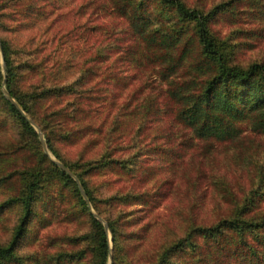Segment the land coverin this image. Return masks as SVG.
<instances>
[{
	"label": "trees",
	"instance_id": "obj_1",
	"mask_svg": "<svg viewBox=\"0 0 264 264\" xmlns=\"http://www.w3.org/2000/svg\"><path fill=\"white\" fill-rule=\"evenodd\" d=\"M73 2L0 0V30L10 34L0 37V100L20 132L35 143L32 162L0 174L3 192L12 189L0 199V214L12 207L16 212L7 240L0 243V264H108L109 252L110 264H264V163L240 193L222 183L226 212L206 223L191 211L180 232L152 248L145 245V236L153 214L146 219V212L160 202L153 194L161 193L144 187L155 150L169 156L166 197L186 156L243 137V121L251 132L264 135V62L243 63L237 57L240 45L264 35V24L242 27L237 14L251 2L250 13L264 19V1ZM221 16L235 27L221 32ZM12 53L19 56L15 63ZM128 55L132 83L123 81L126 67L116 65ZM153 66L167 77L161 87L164 123L161 115H146L159 111L151 93L152 104L140 110V94L150 77L144 72ZM25 115L39 127L44 150ZM192 145H202L203 152L185 153ZM49 156L76 176L86 201L73 177ZM96 175L101 179L90 185ZM200 175L184 179L185 186L196 192ZM52 185L58 187L55 195L49 193ZM69 194L75 204L70 212L87 223L85 230L67 237L73 247L19 255V242L33 234L31 222L46 226L43 211ZM129 205L135 208L126 209Z\"/></svg>",
	"mask_w": 264,
	"mask_h": 264
},
{
	"label": "rangeland",
	"instance_id": "obj_2",
	"mask_svg": "<svg viewBox=\"0 0 264 264\" xmlns=\"http://www.w3.org/2000/svg\"><path fill=\"white\" fill-rule=\"evenodd\" d=\"M184 1L190 3V0ZM210 1L211 0H207V4H210ZM81 2L84 4L87 0H74L73 5L82 4ZM249 3V5H246L247 10L237 14L239 17L238 23H240L242 27H252L257 23L263 25L264 19H257L255 14L252 15V12L250 13L248 10L251 8L249 7L251 6V2ZM82 8L86 9L85 11L89 9L87 6H83ZM229 21L230 23H227L228 18L224 20L222 16L219 17L217 26L220 28L221 32L235 27V24L233 25L235 22L232 21V19ZM9 36L10 34L8 32L0 30V37L8 38ZM251 39V44H242L239 46V53L237 54L238 59L243 63L251 60L264 62V35L258 37L256 40L253 38ZM11 46L13 47V45ZM11 55L13 57V63H15L17 59H19V56L15 53ZM130 58L131 55L119 57L116 61V65L120 68L126 67L125 72H122L124 73L123 81H130V83H132L133 80H131L130 77L132 76L133 68ZM0 64L2 67L1 71L4 74V63L1 59V55ZM149 65H152V63ZM153 67V71L147 68L144 72L146 73L149 71L150 77L145 81L143 92L140 94V97H143L140 110L141 107L144 108L146 105L152 104L153 100L154 104H157L159 111L153 112L149 110L150 112L146 113V115L149 117L151 115H161L164 123L166 118L164 113H161V107L165 99L162 88L165 86V79H167V77L155 72L157 68L156 66ZM174 73L171 75H174ZM2 84L1 82V85ZM152 85L153 89L149 90V87ZM1 90H3V88H1ZM149 94L152 100H148V98H150ZM139 114L140 112L136 114V118ZM27 117L30 118L29 116ZM33 123L37 125L35 122ZM239 125L241 127L240 135H244L243 137L217 141L214 142L213 146L210 148L209 146L205 147L206 150L204 153L186 156L184 160H182L180 168L178 166L176 167L178 170V175L175 179L176 186L174 185V189H171V192L168 187L167 193L168 191L169 193L166 197L164 196V190L167 183L164 179L166 177L168 178L170 175L166 164L167 157L169 156L168 154L165 155L162 150H159V152L155 150L154 153H151V160L148 162L150 169L145 173L144 178L146 182L144 187L152 191V193L160 191L161 195L155 196L153 194V196L156 197L157 200L159 198L161 199L155 206H150L148 208L150 210L146 212V219L152 216V214L153 216L149 219L145 236V245L152 248L154 246L153 244L161 238L169 237L172 234L180 232L185 224L183 218L191 211H193L194 217L198 218L197 220H203L206 223L212 222L217 212H226L228 210L227 208H229L222 183H225L226 188L229 186L233 191L240 193L241 190L249 188L251 181L257 178L259 164L264 163V135L251 132L248 122L243 121ZM35 131L37 134L36 128ZM189 132L188 130L186 133L190 134ZM195 140V138H192V142ZM14 145H18L17 150L13 149ZM197 146H185V153H195L196 151L203 152L202 145L200 148ZM33 149H35V143L32 138L28 136V134L20 132L15 119L8 114L0 100V174L10 171L11 169H18L32 162L33 158L30 152H32ZM49 158L54 160L51 156H49ZM198 171H201V175L196 180V192H193L189 185L185 186L187 182H185L184 179L187 178V181H191L192 178L194 179L196 177ZM14 179L17 184V178ZM100 179L101 176L96 175L91 179V184H89L93 185ZM10 188L11 186H9L4 193V190H2L0 186V199L12 190ZM57 188L56 185H52L49 193L55 195ZM98 190L105 193L100 186ZM199 193H201V196ZM195 195L196 199L193 201ZM190 200L191 202L193 201V204H191L193 207L191 206V208L188 207ZM74 205V200L70 197V194L66 200L63 199L60 203L55 201L48 210L43 211V215L45 216L43 222L47 223V225L40 228L39 223L31 222L32 225L30 230L33 234L28 232L27 235H24L16 248V252L21 255L32 252V249H38L42 254H51L59 250L71 249L73 246L68 242L69 240L67 237L76 235L87 227L86 220H84L82 216L74 217V214L70 212ZM131 208H135V205L126 207V209ZM135 214L140 215V211H136ZM62 215L64 216L62 217ZM15 216L16 212L14 207L0 214V243L7 240ZM146 219H142L141 221L144 222ZM139 225L140 224H137V226ZM108 261V264H110V252L108 253Z\"/></svg>",
	"mask_w": 264,
	"mask_h": 264
},
{
	"label": "water",
	"instance_id": "obj_3",
	"mask_svg": "<svg viewBox=\"0 0 264 264\" xmlns=\"http://www.w3.org/2000/svg\"><path fill=\"white\" fill-rule=\"evenodd\" d=\"M2 82H3V80H2ZM2 92H3L4 96H5V98L8 99L16 108L19 109V107L17 106V104L13 101V99L9 96V94L4 89L2 90ZM25 118L27 119L28 122H30L36 128L37 135H38V139H39V141L41 143L42 148L45 149V146H44V143H43V139H42V135H41V131L39 130V128L37 127V125H35L32 122V120L30 118H28L27 116H25ZM53 161L60 168H62L64 171H66L69 175H71L73 177V179L77 182V186H78V189H79V192H80L81 196L86 201L85 193H84L83 189L81 188V185L78 183L76 176L73 175L72 172L66 166H64L62 163H60L59 161H57V160H53ZM92 213H93V215H96L94 212H92ZM98 219H101V218L98 217ZM103 227H104V229L106 228V223L105 222H103Z\"/></svg>",
	"mask_w": 264,
	"mask_h": 264
}]
</instances>
